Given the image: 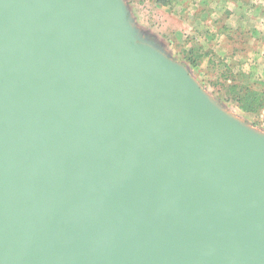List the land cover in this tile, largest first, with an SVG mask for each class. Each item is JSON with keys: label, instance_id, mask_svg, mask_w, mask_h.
<instances>
[{"label": "water", "instance_id": "95a60500", "mask_svg": "<svg viewBox=\"0 0 264 264\" xmlns=\"http://www.w3.org/2000/svg\"><path fill=\"white\" fill-rule=\"evenodd\" d=\"M149 42L0 0V264H264V135Z\"/></svg>", "mask_w": 264, "mask_h": 264}, {"label": "rangeland", "instance_id": "374dc122", "mask_svg": "<svg viewBox=\"0 0 264 264\" xmlns=\"http://www.w3.org/2000/svg\"><path fill=\"white\" fill-rule=\"evenodd\" d=\"M122 1L142 40L183 67L228 116L264 135V107L257 114L242 113L234 103L218 100L208 84L223 82L222 75L230 68L250 72L253 89L264 95V0H168L163 5L158 0ZM220 11L218 18L215 14ZM197 57L199 65L192 68L186 60Z\"/></svg>", "mask_w": 264, "mask_h": 264}, {"label": "trees", "instance_id": "16d2710c", "mask_svg": "<svg viewBox=\"0 0 264 264\" xmlns=\"http://www.w3.org/2000/svg\"><path fill=\"white\" fill-rule=\"evenodd\" d=\"M168 0H158L159 4H165ZM221 27H219V30ZM192 51V50H191ZM197 59L186 60L192 68H197L199 62ZM235 65V64H234ZM236 66V65H235ZM222 81L215 80V82L208 84L214 88V96L223 103L231 102L237 105L239 110L245 114H257L261 108L264 107V95L258 93L253 89V79L250 72L236 71L228 68L222 75ZM229 81L230 83L226 82ZM200 83L207 87L204 81Z\"/></svg>", "mask_w": 264, "mask_h": 264}, {"label": "crops", "instance_id": "0c3cea01", "mask_svg": "<svg viewBox=\"0 0 264 264\" xmlns=\"http://www.w3.org/2000/svg\"><path fill=\"white\" fill-rule=\"evenodd\" d=\"M218 18L220 17L221 15V11L220 12H216L215 14ZM211 30L215 31L213 27L210 28ZM211 31H207V33H210Z\"/></svg>", "mask_w": 264, "mask_h": 264}]
</instances>
